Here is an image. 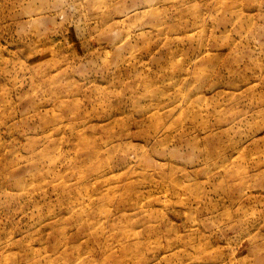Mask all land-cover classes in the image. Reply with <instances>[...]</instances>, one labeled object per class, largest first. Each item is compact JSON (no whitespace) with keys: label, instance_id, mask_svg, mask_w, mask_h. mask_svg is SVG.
<instances>
[{"label":"rangeland","instance_id":"rangeland-1","mask_svg":"<svg viewBox=\"0 0 264 264\" xmlns=\"http://www.w3.org/2000/svg\"><path fill=\"white\" fill-rule=\"evenodd\" d=\"M0 264H264V0H0Z\"/></svg>","mask_w":264,"mask_h":264}]
</instances>
